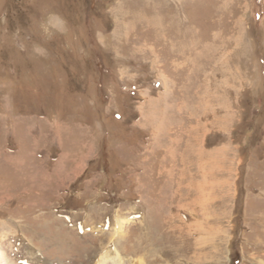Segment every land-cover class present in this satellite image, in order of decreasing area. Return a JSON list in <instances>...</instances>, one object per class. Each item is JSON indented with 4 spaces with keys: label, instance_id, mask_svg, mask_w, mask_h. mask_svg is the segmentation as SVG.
<instances>
[{
    "label": "rangeland",
    "instance_id": "rangeland-1",
    "mask_svg": "<svg viewBox=\"0 0 264 264\" xmlns=\"http://www.w3.org/2000/svg\"><path fill=\"white\" fill-rule=\"evenodd\" d=\"M0 221L9 264H264V0H0Z\"/></svg>",
    "mask_w": 264,
    "mask_h": 264
},
{
    "label": "bare ground",
    "instance_id": "bare-ground-1",
    "mask_svg": "<svg viewBox=\"0 0 264 264\" xmlns=\"http://www.w3.org/2000/svg\"><path fill=\"white\" fill-rule=\"evenodd\" d=\"M175 169V168H174ZM176 171V170H175ZM180 171V170H179ZM171 174V173H170ZM180 175V174H179ZM173 177V176H172ZM169 179V178H168ZM176 180V179H175ZM178 181V180H177ZM167 182V181H166ZM179 182V181H178ZM177 183V182H176ZM179 184H180V182H179ZM166 185V184H165ZM176 185H178V183L176 184ZM180 186V185H179ZM184 186V185H183ZM187 186V185H186ZM192 186V185H191ZM178 189V188H177ZM164 190V189H163ZM166 191V190H165ZM164 194V193H163ZM174 194V193H173ZM176 194V193H175ZM174 194V195H175ZM174 197V196H173ZM170 199H171V196H170ZM159 200V199H158ZM167 200V199H166ZM172 200V199H171ZM193 200V199H192ZM156 201V200H155ZM187 201V200H186ZM191 201V200H190ZM189 201V202H190ZM157 202V201H156ZM198 202V201H197ZM196 202V203H197ZM161 203V202H160ZM163 203V202H162ZM184 203V202H183ZM185 204V203H184ZM182 205V204H181ZM160 206H161V204H160ZM183 206V205H182ZM192 206V205H191ZM199 207V206H198ZM157 208V207H156ZM175 208V207H174ZM191 208V207H190ZM180 210V209H179ZM182 210V209H181ZM194 210V209H193ZM192 210V211H193ZM182 211H184V210H182ZM191 211V212H192ZM185 212H186V210H185ZM187 212H188V210H187ZM190 212V213H191ZM173 213V212H172ZM179 214V213H178ZM181 214V213H180ZM193 214V213H192ZM169 215V214H168ZM181 215H183V214H181ZM166 216V215H165ZM178 215H171L170 216V218L172 219L171 220V224L173 225V223H174V221L177 219V218H179V219H182V217L181 216H178ZM159 218V217H158ZM169 218V219H170ZM182 220H185L186 221V223L189 225V227H188V231H190L191 233H197V234H199L198 232L199 231H201L200 229L202 228L201 227V224L198 222V220H196V219H194L193 217H192V215L190 216L189 215V217H187L186 219L185 218H183ZM168 221V220H167ZM1 222V221H0ZM203 222V221H202ZM201 222V223H202ZM168 223L170 224V222L168 221ZM179 223H181V222H179ZM204 223V222H203ZM3 224H5V223H3ZM185 224V223H184ZM184 224H183V226H184ZM205 224V223H204ZM2 225V224H1ZM6 225V224H5ZM4 226V225H3ZM7 226V225H6ZM170 226V225H169ZM173 227V226H172ZM177 228L178 229V225L176 226H174V228ZM175 228V229H176ZM206 228V227H205ZM176 229V232L178 233V232H182V230L183 229H181V228H179V230H177ZM175 232V231H174ZM179 234V233H178ZM169 236V235H168ZM1 237V236H0ZM178 237L179 238H181V236L180 235H178ZM147 240V239H146ZM174 241V240H173ZM141 242H143V241H141ZM147 243V242H146ZM148 244V243H147ZM148 246V245H147ZM150 247H153V246H150ZM165 247V246H164ZM148 249V248H147ZM159 250V249H158ZM165 250H167V249H165ZM164 250V251H165ZM149 251V250H148ZM151 251H153V250H151ZM154 251H156V250H154ZM147 252V251H146ZM150 252V251H149ZM157 252V251H156ZM170 252H172V249L170 250ZM0 264H9V262L6 260V256H5V253H4V251L0 248Z\"/></svg>",
    "mask_w": 264,
    "mask_h": 264
}]
</instances>
